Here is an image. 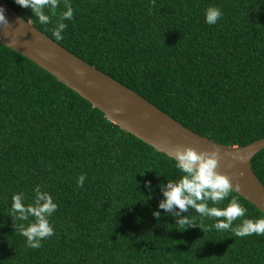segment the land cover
<instances>
[{
  "label": "trees",
  "instance_id": "1",
  "mask_svg": "<svg viewBox=\"0 0 264 264\" xmlns=\"http://www.w3.org/2000/svg\"><path fill=\"white\" fill-rule=\"evenodd\" d=\"M26 20L193 131L227 145L264 137V0H69L62 39L15 0ZM223 15L205 23V10ZM264 184V149L252 159ZM85 175L82 187L77 178ZM181 173L172 157L126 132L47 70L0 43V264H264V235L231 227L264 212L235 191L246 211L229 230L190 207L158 208L160 185ZM150 181L151 188L144 187ZM40 185L57 204L54 234L26 246L11 196L31 203ZM161 213L159 219L153 212ZM32 218L29 217V220ZM222 219V218H221Z\"/></svg>",
  "mask_w": 264,
  "mask_h": 264
},
{
  "label": "water",
  "instance_id": "2",
  "mask_svg": "<svg viewBox=\"0 0 264 264\" xmlns=\"http://www.w3.org/2000/svg\"><path fill=\"white\" fill-rule=\"evenodd\" d=\"M0 8L8 21L7 27L0 25V43L31 59L103 111L123 130L170 157L174 155L176 147H192L198 152L219 147L217 171L228 175L233 187L239 186L238 190L234 188L233 191L264 212V184L252 165L253 157L264 149V137L246 145L215 142L73 54L17 13L6 0H0ZM113 109H120L119 114Z\"/></svg>",
  "mask_w": 264,
  "mask_h": 264
},
{
  "label": "clouds",
  "instance_id": "3",
  "mask_svg": "<svg viewBox=\"0 0 264 264\" xmlns=\"http://www.w3.org/2000/svg\"><path fill=\"white\" fill-rule=\"evenodd\" d=\"M21 7L29 8L40 24L49 23V15L45 14L47 8L52 14H56L58 0H15ZM64 11L57 16V22L52 30V36L55 40L62 39V32L67 27L66 20L73 19V8L69 0H64ZM205 23L208 25L216 24L222 17V11L215 6H210L205 10ZM0 25L8 26V21L0 8ZM77 74L80 72L77 70ZM119 114L120 109H113ZM175 162V168L181 175L174 180H167L166 184L160 185L163 199L159 202L158 208L165 213L177 209L174 215L179 217L176 224L187 225V228L193 227L198 223L191 217H181L182 212H186L190 207L201 218H216L215 223L210 227L216 231L229 230L233 221L238 217H243L246 209L239 202L232 198L224 207H208V202L213 205L224 200L229 193L238 190V185L233 187L228 175L217 171L218 161L220 159V149L216 147L211 151H197L192 147L181 149L176 147L174 155H171ZM85 175L80 174L77 178V186L82 187ZM144 187L151 188L150 181H145ZM33 197L31 203H25V194L23 192L13 193L11 196V215L14 220L27 222L18 224L19 234L26 238V246L32 249L41 247V241L54 234V229L50 223V217L57 209V204L53 197L47 191H42L40 185L33 188ZM161 213L153 212V216L159 219ZM29 217L32 219L29 220ZM222 218V219H221ZM201 226V225H200ZM232 233L237 237L250 235H264V217L253 219H244L242 222L231 227Z\"/></svg>",
  "mask_w": 264,
  "mask_h": 264
}]
</instances>
